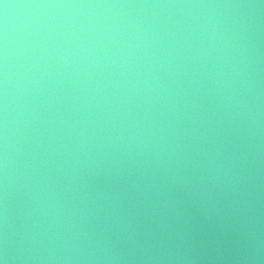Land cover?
I'll return each instance as SVG.
<instances>
[{
	"label": "clouds",
	"instance_id": "9594fccd",
	"mask_svg": "<svg viewBox=\"0 0 264 264\" xmlns=\"http://www.w3.org/2000/svg\"><path fill=\"white\" fill-rule=\"evenodd\" d=\"M0 264H264V0H0Z\"/></svg>",
	"mask_w": 264,
	"mask_h": 264
}]
</instances>
